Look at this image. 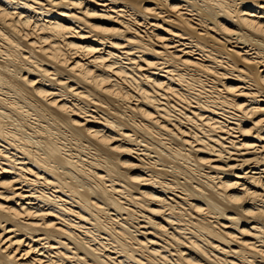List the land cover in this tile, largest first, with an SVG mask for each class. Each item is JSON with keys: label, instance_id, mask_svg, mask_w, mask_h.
Instances as JSON below:
<instances>
[{"label": "bare ground", "instance_id": "1", "mask_svg": "<svg viewBox=\"0 0 264 264\" xmlns=\"http://www.w3.org/2000/svg\"><path fill=\"white\" fill-rule=\"evenodd\" d=\"M0 264H264V0H0Z\"/></svg>", "mask_w": 264, "mask_h": 264}]
</instances>
